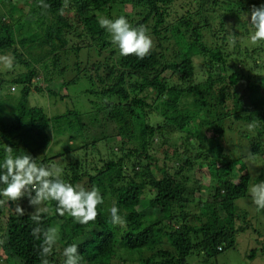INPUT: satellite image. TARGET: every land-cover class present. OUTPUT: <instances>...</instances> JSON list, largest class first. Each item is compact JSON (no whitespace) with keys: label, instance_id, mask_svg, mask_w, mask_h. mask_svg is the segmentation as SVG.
I'll return each instance as SVG.
<instances>
[{"label":"trees","instance_id":"1","mask_svg":"<svg viewBox=\"0 0 264 264\" xmlns=\"http://www.w3.org/2000/svg\"><path fill=\"white\" fill-rule=\"evenodd\" d=\"M1 2L0 55L25 71L0 74V162L10 146L104 198L86 225L46 202L41 226L60 236L49 264L72 243L82 264H220L247 227L236 205L251 181L244 158L264 155V41L252 44L246 19L264 0H68L63 14L64 0ZM121 15L151 36L145 58L121 56L99 26ZM66 74V90L88 83L78 108L55 116L32 104L33 92L69 98L50 86ZM240 137L247 153L237 156ZM19 203L23 216L0 206V264H41L34 208ZM112 206L124 227L110 222Z\"/></svg>","mask_w":264,"mask_h":264},{"label":"clouds","instance_id":"2","mask_svg":"<svg viewBox=\"0 0 264 264\" xmlns=\"http://www.w3.org/2000/svg\"><path fill=\"white\" fill-rule=\"evenodd\" d=\"M39 6L47 9L50 5L39 0ZM68 6V0H64L61 11ZM250 17V19H249ZM246 19L253 30L250 40L252 44L264 41V4H253ZM99 26L110 34L111 42L119 49L121 56L135 55L139 59L145 58L151 52L153 40L144 26H133L125 16L121 15L114 19L98 18ZM231 44L236 43V35L230 33ZM15 58L11 55H0V64L5 69L14 68ZM254 127V125H249ZM63 169L55 164H37L35 158L24 152L14 155L13 149L7 146L3 161L0 162V206L11 208L16 214L23 216L25 209L19 201L27 198L30 207L34 211L29 214L35 223L31 235L41 241L39 244V257L41 264H49L48 257L52 254L53 246L59 240V228L41 226L43 215L49 213L50 208L46 202H55V212L63 217L65 214L75 222L86 225L95 221L98 216V205L104 203L100 189L93 185L88 188L84 184H73L62 179ZM250 195L257 210H264V181L253 184ZM9 202H12L10 205ZM116 206L109 209L110 222L113 225L124 227L126 220L119 214ZM3 241H0L2 244ZM62 264H82L77 243L68 244L63 248Z\"/></svg>","mask_w":264,"mask_h":264},{"label":"rangeland","instance_id":"3","mask_svg":"<svg viewBox=\"0 0 264 264\" xmlns=\"http://www.w3.org/2000/svg\"><path fill=\"white\" fill-rule=\"evenodd\" d=\"M0 3L2 5V2L0 0ZM21 6H24L27 10L25 4H21ZM4 10V8H3ZM6 12V11H5ZM9 15V13H8ZM15 19L20 18L22 15L21 12H11L10 14ZM21 31V33H20ZM23 31L20 29H16V35L21 43V36L23 35ZM34 46L32 49H35ZM14 60V68L12 70L5 69L2 64H0V74H5L8 71L12 72H23L25 69L20 65H15ZM58 72V71H56ZM12 76H10L11 78ZM9 78V77H7ZM68 75L64 76L63 80L62 77H57V79H54V82L50 84L51 89L57 93H61L63 96L68 94L70 97H66L61 99H53L52 96H41L39 97L37 93H32L30 100L32 101V104L36 105H42L45 107L50 115H60L65 112H67L69 109H76L78 106H74L72 103L74 100V95H77L80 91L83 90V88L87 87L88 83L85 80H81L77 85L73 86L71 89L66 90L64 87V79H67ZM40 86H44V84H40ZM15 91L14 93H16ZM60 95V97L62 96ZM73 97V100L71 99ZM58 98V97H55ZM33 105V106H34ZM40 106V107H42ZM110 144V143H108ZM237 144H240L237 146V156H242L243 154L247 153V144L246 139H242V137L237 138ZM59 145L55 146V151L60 149L58 148ZM104 152V150L102 151ZM244 162L248 167V172L251 177V181L249 184L248 189V195L245 198L238 199L236 201V205L238 209L240 210V213H246L248 215L246 231L240 232L237 234V245L234 249H229L225 251L224 253L220 254L219 260L220 264H264V210H257V207L253 204L252 198L250 195V188L253 184L259 183L261 181H264V155L258 156L257 159H251L250 156H247L244 158ZM207 177V174L205 178ZM207 179V178H206ZM205 194V193H204ZM197 198H199V195H196ZM24 207L27 206V204H23ZM0 228H5V221L3 220V216L0 215ZM243 221L241 220L238 222V227L240 225H243ZM255 250L256 255L254 258H251V251Z\"/></svg>","mask_w":264,"mask_h":264},{"label":"water","instance_id":"4","mask_svg":"<svg viewBox=\"0 0 264 264\" xmlns=\"http://www.w3.org/2000/svg\"><path fill=\"white\" fill-rule=\"evenodd\" d=\"M10 203V205L12 204V202H9Z\"/></svg>","mask_w":264,"mask_h":264}]
</instances>
